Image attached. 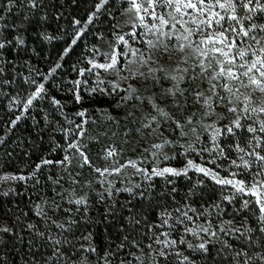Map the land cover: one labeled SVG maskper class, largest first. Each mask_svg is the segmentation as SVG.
Masks as SVG:
<instances>
[{
	"label": "trees",
	"instance_id": "obj_1",
	"mask_svg": "<svg viewBox=\"0 0 264 264\" xmlns=\"http://www.w3.org/2000/svg\"><path fill=\"white\" fill-rule=\"evenodd\" d=\"M102 1L37 0V7L33 8L30 0H12L11 6L9 0H0V17H3L0 19V43L6 45L0 49V69H3L0 72V139L10 128L3 143H0V177L6 173L31 174L36 165L45 159L54 162L62 160L67 154V144L74 139L71 132L66 137L65 130L81 123L82 118L76 113L87 109L89 123L82 137V149L94 166L102 159L105 149L115 148L122 161L139 151L146 166L151 163L181 166L188 160H194L225 176L240 173L236 177L246 183L263 179L264 175H252L262 171L255 164L251 170L231 164L232 160L240 164V156L250 162L254 159L245 154L252 151L256 143H247L253 134L246 129L237 130L235 137L230 134L218 137L216 143L223 149L222 152L214 146L211 139L213 128L205 126L214 124L223 128L235 119L223 105H216L212 115L204 116L206 109L194 103L190 95L188 105L179 110L172 107V97L159 95L161 87H169V81H161L147 91L141 88L139 95L151 97L156 94V102L184 124L183 131L188 135L181 136L179 130L172 131L175 125L163 120L159 126L153 123L155 131L150 132L143 127V123L147 122V116L157 113L147 103L134 108L133 104H138V101H120L121 96L127 95L123 89L128 84L140 88L142 82L137 83L135 79L120 81L115 73L99 68L80 74V69H89L93 63L110 61L111 56L128 52L127 57L118 56V67L124 65L127 60L136 59L129 46L148 52L147 41L155 40L154 34L147 33L138 23L135 12L126 11L131 7L127 0H107L97 10ZM93 13L96 15L88 23ZM85 24L87 28L77 43L71 45ZM133 31L136 32L135 39L129 35ZM118 36H124L128 45L119 41ZM17 38L24 43L20 44ZM70 45L71 50L65 55ZM162 58L159 57L161 64ZM58 63L61 67L51 73ZM196 72H199L198 68ZM120 75L128 73L122 71ZM32 80L36 83H31ZM77 80L79 85L75 83ZM110 81L120 83L118 93L108 96L91 91L93 88L111 89ZM40 83H44L46 93L35 99L24 112V104ZM187 86L206 89L207 82L202 83L198 79ZM77 91L82 97L79 103L74 99ZM53 98L61 101L62 106L54 105ZM129 112L132 115H128ZM193 113L196 116H193L192 124H186V118ZM219 115L225 118L220 119ZM17 116L21 119L13 126L12 121ZM259 119H264V114H260ZM245 123L253 124V121ZM192 127L197 129L196 134L190 131ZM256 135L264 136L261 133ZM165 139L171 143L163 149L152 147ZM237 143L245 149L244 153L237 150ZM189 144L194 150L188 148ZM256 151L261 149L256 148ZM261 154L264 155V151ZM165 155L169 159L166 160ZM59 167L56 163L44 165L35 177L20 181L7 192L8 195L0 191V227L12 229L10 233L0 232V264H66L63 259H49L57 247L65 257H70L73 264H80L83 256L92 264H103L105 253H116L109 258L112 264H119L121 259L126 262L138 248L142 251L154 249L156 261L153 264H235L231 250L223 241L232 245L234 250L244 249L248 256L255 257L250 264H264L255 255L257 252L264 254V233L259 231L264 223L258 222L259 206L251 195L237 193L230 186L191 171L186 175L152 177L151 180L139 177L131 186L137 195L118 191L125 187L115 184L111 190L96 197V176L92 168L85 165L80 171L90 180L91 196L86 204H76L73 213L65 217L62 229L46 215H37V206L44 193L58 190L54 181L62 174ZM135 185H140V188H135ZM141 191L145 193L143 197L138 195ZM244 200L249 201L246 209H242ZM184 212L192 219H186L182 215ZM130 217L139 223H134ZM164 220L168 223L163 224ZM69 221L75 222L70 230ZM28 225L34 227L29 229ZM201 226H211L210 232H216V236L206 237L204 234L203 239H199L198 234L185 231L188 228L196 233ZM161 228L168 232V240L177 241L175 245L166 247L157 243L163 238ZM37 233H44V236L40 237ZM89 236L90 239H84ZM125 236L127 240H124ZM249 238L256 242L249 243ZM56 239L61 241L60 245L53 244ZM181 239L186 242L180 243ZM66 240L72 241V244L64 243ZM202 242H207L208 253L187 247L189 243L196 246ZM122 243L124 248L119 247ZM81 245L84 249L93 247L96 251H78ZM160 251H164L165 255H159ZM184 256L190 260L181 262ZM244 260L245 257L241 256L240 264H244Z\"/></svg>",
	"mask_w": 264,
	"mask_h": 264
},
{
	"label": "snow or ice",
	"instance_id": "obj_2",
	"mask_svg": "<svg viewBox=\"0 0 264 264\" xmlns=\"http://www.w3.org/2000/svg\"><path fill=\"white\" fill-rule=\"evenodd\" d=\"M107 2V0H103ZM144 3L148 5L147 8H144L141 3H138L137 0H127V3L131 6L126 11L131 12L135 11L137 13V18L140 25L149 33L154 34L155 40H148V52H143L129 46V50L133 57L136 59L127 60L126 64L119 65L118 56H128V52L118 53L110 57V62L108 63H93L92 67L89 69H80V74L83 75L85 71L91 73L93 69L99 68L103 69L106 72H113L118 77L120 81H128L129 79H135L137 83H140V88L135 84H128L125 89H123L127 95L121 96V102L127 101H138V104H133V107H139V105L147 103L148 106L157 113V115H149L146 117L147 122L143 123V127L149 129L150 132L155 131L152 127L153 123L157 126L160 125L161 120L164 122L171 121L175 126L172 128V131L179 130L181 136H187L188 133L183 131L184 124H181L180 121L175 120L171 113L166 112L160 107L156 102V94L153 96H141L139 95L141 88L145 91L149 90L152 87H155L157 84H160L161 81H169L170 85L167 88L161 87L159 95L172 97V107L175 109H183L189 103V95L194 103L200 104L201 107L205 108L204 116H210L215 111L216 105H223L226 107L227 111L235 119L231 120L229 124L224 125L223 128L215 127V125H207L205 127L213 128L212 141L217 150L223 151L218 145L217 139L220 136L232 135L236 136V131L241 129H246L248 133L253 134L251 138L247 141L248 144H251L252 141H255L252 151H248L245 154L249 158H254L251 160L245 159L244 156H240V164H237L236 160H232L231 164L236 167H241L245 170H251L253 165H257L262 171L252 173V175L259 176L264 175V155L261 154V151H264V136L256 135V133L264 134V119H259L260 114H264V36H261L259 39L255 35H250L257 30L264 32V24L257 25L256 23H250L248 27H245L243 23V18L236 15L237 4L243 9H247L250 15H247L246 19L248 21L253 20V16L257 11L264 13V4L261 3V0H215V2H206V0H143ZM12 0H9V5L11 6ZM31 6L33 8L37 7V0H30ZM9 6V11L11 7ZM160 7L161 9H171V11L157 13L155 9ZM216 8H219L223 11H216ZM151 9V11H149ZM99 10V6H98ZM143 10L144 14H140ZM229 12L232 14L229 15ZM96 13H93L89 17L88 23L92 22L93 16ZM145 15H148L154 21L151 26L145 23ZM167 17V18H166ZM187 17V19H185ZM3 19V17H0ZM158 21L159 23H155ZM235 22V23H233ZM74 23L79 24L80 21H75ZM225 23L228 24V27H225ZM177 25L180 27L178 28ZM87 28V24L83 26L79 33L76 34L75 38L72 40L71 45H75L77 40L80 38V35L83 33L84 29ZM167 29V30H165ZM131 37L135 39L136 32L133 31ZM20 44H23L22 39L17 38ZM117 39L123 44L128 45V40L124 36H118ZM237 41H240L238 44ZM251 41V43H249ZM71 45L69 49L65 50V55L68 51L71 50ZM255 45V46H253ZM5 43H0V49L5 47ZM139 52V55H138ZM174 53H180V60L175 64V67H168L166 64H161L159 57L168 56L169 60L172 59ZM158 54V55H157ZM195 58L196 63L189 64L188 61L192 58ZM251 57V59H249ZM186 66H181V65ZM135 65V67H134ZM61 65L58 63L51 73H55ZM199 69V72H196V69ZM3 69H0L2 72ZM127 71L128 75L121 76L120 72ZM98 75V73H97ZM200 79L201 82H207L208 87L206 89L200 88H189L187 85L192 82ZM31 83L35 84L36 81L32 80ZM77 85L80 84V81H75ZM112 87L111 89H99L93 88L91 91L93 93L101 92L103 95H113L118 93L121 90V85L119 82H109ZM186 85L181 87V85ZM233 85H238L233 87ZM241 88L245 89V92H241ZM226 93V95H221V93ZM42 93H46L44 83L37 85L34 93L31 94V97L27 99L24 104V112H27L29 107L32 106L33 101L41 97ZM186 93L188 95H186ZM256 93H260V96L254 100L253 96ZM74 99L77 103L81 102L82 97L77 91ZM227 101V103H225ZM52 103L57 106H62L61 101L52 99ZM255 105V106H254ZM103 111V110H101ZM87 109H83L76 113L81 117V123L75 124L73 129L65 130V134L69 132L72 133L74 139L72 142L67 144L68 149L75 148L78 152L79 157L81 158V167L87 165L92 168L96 173H99L101 176L107 174H120L124 168L131 167L135 169L137 173H143L147 180H151L152 177H164L167 175L171 176H180L186 175L189 168H195L196 171L202 172L205 175H211L214 180L219 184L232 185L237 193H245L255 197V203L259 206L260 216L258 217V222L264 223V181L253 180L246 184L244 180L234 179L240 173H231L233 178L226 179H217L215 173L210 169H206L199 165H196L192 160L187 161V165L183 169H177L173 167H163V168H152L149 172L148 169L139 167L137 161L128 160L124 164H119V162L113 159L118 155L115 148H108L104 150L103 159L111 160V164L105 166L104 168L95 167L92 162L89 160L88 154L82 150V146L79 141L85 135L86 129L84 125L89 123L88 119H84ZM128 115H132L131 112ZM193 116H196V113H193L192 116L186 118V124H192ZM220 119H224L222 115H219ZM21 119V116H17L15 120L12 121L14 126L17 121ZM253 121V124L245 123V121ZM199 123V120H197ZM139 131V129L137 130ZM190 131L193 134H196L197 129L192 127ZM197 139L199 137L197 136ZM0 143H3V140L0 139ZM171 143L167 139L163 143L154 144L152 147L154 149H163L166 144ZM83 147H86L83 146ZM188 148L194 147L192 144L188 145ZM236 148L239 152L244 153L245 149L239 146L237 143ZM256 148H260L261 151H256ZM205 151H211L212 149H204ZM147 151V150H145ZM187 151V149L185 150ZM155 155V153H153ZM165 159H169L165 155ZM59 164L64 166L71 163L69 156L65 155L62 160L51 161L43 160L41 163L36 165V170L31 173L32 177H35L37 172L44 165L50 164ZM29 177L23 175L20 176H3L0 177V180H26ZM39 182V181H37ZM58 183V181H54ZM135 188H140V185H135ZM118 191H125L133 195H137L134 192V188L128 187L120 189ZM4 195H8L7 192ZM139 196H144L143 191L138 193ZM233 197H225V199H232ZM77 205L86 204L85 198L81 197L76 200ZM249 206V201L244 200L242 202V209H246ZM39 207V206H37ZM59 208V205L56 206ZM55 210V209H54ZM195 211L194 209H191ZM70 211V210H66ZM176 211H180L177 209ZM42 211L38 212L37 215H42ZM186 219L191 220L192 217L188 216L187 212L182 214ZM133 220V218H129ZM134 223L138 224V220H133ZM55 223V221H53ZM75 223L74 221H69V230L71 229V224ZM168 221L164 220L163 224H167ZM183 223V221H181ZM60 228H64V224L57 225ZM33 225H28V228H33ZM223 231V229H221ZM255 229H247L246 231H254ZM11 228L4 226L0 227V232L10 233ZM185 231L193 232L195 230L186 228ZM200 231L204 233H209L211 236L215 237L216 232H210L209 227H200ZM236 231H239L238 229ZM259 231L264 233V227H260ZM40 237L44 236V233H37ZM167 236L168 233H163ZM84 239H90L89 237H84ZM128 237L125 236L124 240H127ZM186 241L181 239L180 243H185ZM249 243H255L256 241H251L249 238ZM64 243L72 244V241H64ZM133 243H135L133 241ZM157 243H163L166 247L170 245H175L176 240H164ZM228 249L231 250L232 259L235 261V264H240L239 258L241 256L245 257L244 264H250V262L255 258L248 256L247 252L244 249L236 251L233 249V246L228 244L227 241L222 242ZM54 245H60L61 241L56 239L53 241ZM74 246V245H73ZM120 248H124L122 243ZM151 248V245H148ZM187 247L190 249H195L203 253H208L209 248L207 242H202L196 246L191 243L187 244ZM78 251H90L95 253L96 249L89 247L84 249L81 245V248ZM222 251V250H221ZM109 255L115 256L116 253H105L103 259V264H112L108 259ZM136 260L140 261V264H143V261L140 260V257H136L134 253L131 254ZM159 255L164 256V251H160ZM256 257L260 261L264 262V254L257 252ZM51 259H63L66 264H73L70 257H65L64 254L57 247L53 252ZM188 256H184V261H189ZM80 264H87V257H81ZM119 264H126V262L121 259ZM127 264H131V261H128ZM190 264H195V262H190Z\"/></svg>",
	"mask_w": 264,
	"mask_h": 264
},
{
	"label": "rangeland",
	"instance_id": "obj_3",
	"mask_svg": "<svg viewBox=\"0 0 264 264\" xmlns=\"http://www.w3.org/2000/svg\"><path fill=\"white\" fill-rule=\"evenodd\" d=\"M137 2L141 3L144 8L148 7V5L143 2V0H137ZM206 2H209V0H206ZM211 2L214 3L215 0H211ZM104 3L105 2H103V1L100 3L99 9L104 5ZM261 3L264 4V0H261ZM97 10H98V8H97ZM149 11H151V9H149ZM155 11L157 13H161L162 11L163 12L171 11V9H161L160 7H157L155 9ZM216 11H221V14L223 15V11L220 10L219 8H216ZM135 14L137 16L136 12H135ZM140 14H144L143 10L141 11ZM231 14L232 13L229 12V15H231ZM250 14L251 13H249L247 9H243L239 6V4H237L236 15L243 18V23H244L245 27H248V25L250 23H253V22L256 23L257 25L264 24V13L257 11L256 14L253 16V20L248 21L246 19V17H247V15H250ZM185 19H187V17H185ZM153 22L154 21L152 20V18L150 16L145 15V23H147L149 26H151V24ZM138 23H139V21H138ZM155 23L158 24L159 22L155 21ZM233 23H235V22H233ZM224 26L228 27V24L225 23ZM177 27L179 28L180 26L177 25ZM165 30H167V29H165ZM147 33H149V32H147ZM150 34H152V33H150ZM250 35H255L259 39L261 36H264V32H260L257 30L254 33H250ZM237 43L239 44L240 41H237ZM249 43H251V41H249ZM262 44H264V41H262ZM253 46H255V45H253ZM180 55H181L180 53H174L172 55L171 60H169L168 56H163L162 63L166 64L168 67H175V64L177 62H179V60H180ZM249 59H251V57H249ZM108 62H110V61H101V62H96V63H108ZM188 63L189 64L196 63L195 58L193 57L192 59H190L188 61ZM181 66L183 67L186 65L182 64ZM237 86L238 85H233V87H237ZM207 87H208V85H207ZM245 91H246L245 89L241 88V92H245ZM259 96H260V93H256L253 96V99L255 100V98H258ZM84 119H87L86 116L84 117ZM84 128H86V125H84ZM9 131H10V128L6 131L2 140L6 137V135L9 133ZM79 143L82 146V138H80ZM66 155L70 157L71 163L66 164L64 166H61L58 164L60 166L59 167L60 171L62 172V174L58 177V179H56V181H58V183H57L58 190L55 191L54 193L46 191L44 193V195L42 196L40 203L38 204L39 212L42 211V213H43L42 215H46L51 221L52 220L55 221V223L57 225L64 224L63 221L66 219L65 217H67L68 215L73 213V208L76 206V203H75L76 200L83 197V198H85L86 203H87V201L89 200V198L91 196L90 180L87 179L86 176H83L81 174L80 169H83L84 167L80 166L81 158L79 157L77 150L75 148H73V149L67 148V154ZM103 155H102V157H103ZM113 159L117 160L119 162V164H124L128 160H135V161H137V164L139 167L146 168V169H148L149 172L151 171L152 168L173 167V168H177V169H183L187 165V163L184 165H181V166L158 165L157 163H151L150 166H146L143 163V159H142L139 151H136L135 153H133V156H130L125 161H122L121 157L118 155L115 156ZM192 161L196 165H199V166L204 167L206 169H210L213 173L216 174L217 179L233 178L232 176L222 175L221 173H219L218 171L214 170L213 168L209 167L206 164H203V163H200V162H197L194 160H192ZM110 164H111V160L106 161L102 158L95 167L104 168L105 166H108ZM74 170H76V171H74ZM191 171L198 172V171H196L195 168H189L187 173L191 172ZM198 173L204 174L202 172H198ZM93 174H95V176H96V190H97L96 191L97 192L96 197H97V195L99 197L103 193L111 190L115 184L119 185L121 188L122 187L128 188L134 184V182L137 180V178L145 177V175L143 173H137L135 171V169H133L131 167L124 168L120 174H107L106 173L103 176H101L99 173H96V172H94ZM12 175H15V176L23 175L25 177H29L28 179L33 178L31 176V174H12V173H6V174L2 175L1 177L12 176ZM206 176H208L212 180H214L211 175H206ZM28 179H26V180H28ZM234 179L241 180L237 177H234ZM20 181L21 180H12V179L0 180V191L1 192H8V191L14 189V187ZM23 181H25V180H23ZM214 181H216V180H214ZM258 181H264V178L260 179ZM223 185H226V184H223ZM227 186H230L233 189H235L232 185H227ZM253 198L255 199V197H253ZM57 205H59L58 209L56 208ZM66 210H70V211H66ZM161 229H162L161 236L163 237L161 239V241H163L164 236H165V235H163V233H168V232L166 231V229H163V228H161ZM211 229H212V227L209 226V230H211ZM195 234H198L199 239L200 238L203 239L204 234L206 235V237L211 236L210 234L208 235V233H204L202 231H196ZM168 235L166 237V240H168ZM142 250H143L142 248H138V251L135 253V256L140 257V260L143 261V264H153V262L156 261L155 260V258H156L155 253L156 252L154 251V249H148L146 251H142ZM108 259L111 261L109 256H108ZM128 261H131V264H140V261L136 260L133 256L128 258V260L126 261V264ZM181 262H187V261H184V258H182ZM87 264H92V263L87 261ZM186 264H188V263H186Z\"/></svg>",
	"mask_w": 264,
	"mask_h": 264
}]
</instances>
